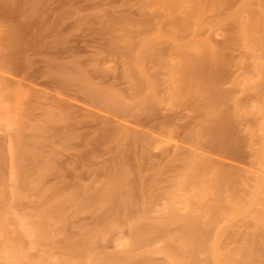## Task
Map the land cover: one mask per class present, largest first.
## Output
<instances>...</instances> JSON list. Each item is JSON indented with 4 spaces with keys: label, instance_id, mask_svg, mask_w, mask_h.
<instances>
[{
    "label": "rangeland",
    "instance_id": "obj_1",
    "mask_svg": "<svg viewBox=\"0 0 264 264\" xmlns=\"http://www.w3.org/2000/svg\"><path fill=\"white\" fill-rule=\"evenodd\" d=\"M168 1L173 6L162 0H0V214L6 239L24 264H85L87 254L89 261L93 257L92 264H103L102 259L110 257L131 264L146 254L150 260L145 258V263L167 264L168 252H180L177 248L182 239L175 240L180 236L179 222L167 226L174 235L157 234L146 244L140 240L133 245L134 236L129 233L137 225V218V227L149 231L147 226L161 225L170 210L184 214L180 199L186 192L176 187L175 173L182 168L181 157L188 153L194 154L198 163L210 165L208 173L223 174L220 191L213 187L206 194L198 185L194 187L196 192H203L198 194L207 203L219 196L208 241L212 243L211 238L220 231L219 252L222 258H228L222 263L264 262V113L260 111L264 105V75H258L264 74V46L260 47L264 45V23L249 38L251 30L244 32L241 26L246 21L259 24L264 18V0H201L198 4L202 9L197 11V4L193 18L175 6L180 4L176 0ZM180 19L188 23L187 29L178 27ZM195 28L196 40L199 35L214 50L206 44L208 52L211 50L207 55L212 51V57L219 55L213 58H217L216 67L221 58L220 81V70L215 69L213 75L207 70L206 75H210L206 77L196 60L187 63L193 75L190 79L176 72L179 63L174 66L175 72L184 80L171 71L180 57H175L178 52L183 56V49L178 51L175 43L188 42L187 32ZM245 38H253L255 42L251 43L257 46ZM215 74L217 79L212 77ZM187 79L198 85L194 89L196 84L187 83L195 91L189 90ZM16 90L26 96L15 108ZM219 93L224 99L219 95L221 101L213 102ZM118 163L125 164L122 168L127 165L133 174L127 173L133 182L131 189L137 188L143 195L139 191L122 195L124 200L132 196V211L136 213L126 211L129 219L125 211L116 215L120 222L113 229L116 238L128 236L133 241L128 239L122 247L116 245L112 232L92 234L95 239L88 238L89 243L93 240V248L87 244L81 249L77 244L83 241L82 235L84 238L87 231L95 230L101 210L108 208L100 196L112 179L110 175L121 172ZM12 165L18 170L15 196L11 195ZM166 166H173L172 170ZM126 169H122L125 174ZM115 170H119L117 175L113 174ZM206 177L202 175L201 180ZM168 194L173 200H168ZM62 197H67L62 208L64 222L48 223L46 234H31L43 203ZM251 201L254 210L246 216L247 209H242ZM192 212L190 217H196L197 211ZM129 222L134 225L128 226ZM173 236L176 238L171 241ZM73 247L78 251L75 254ZM126 247L133 250L128 254L133 261L126 257ZM89 249L95 250L94 254ZM210 250H204L205 254L198 250L197 259H205ZM5 259L0 258V264H7ZM207 259L200 262L211 264Z\"/></svg>",
    "mask_w": 264,
    "mask_h": 264
},
{
    "label": "bare ground",
    "instance_id": "obj_2",
    "mask_svg": "<svg viewBox=\"0 0 264 264\" xmlns=\"http://www.w3.org/2000/svg\"><path fill=\"white\" fill-rule=\"evenodd\" d=\"M163 2H165L166 0H162ZM168 1V0H167ZM213 2H215L216 0H212ZM169 3H170V1H168ZM168 2L166 3V4H168ZM176 2H177V4H179V5H175V6H177V7H180L179 9H180V11H182V12H185V15L188 17L189 15V18H193L194 16H195V12H196V10L197 9H195L199 4H201V0L199 1V0H176ZM176 2H175V4H176ZM213 2H211V3H213ZM243 1H241V3H242ZM194 3V4H193ZM199 3V4H198ZM210 3V4H211ZM244 3V2H243ZM198 4V5H197ZM167 6H169V7H171V6H173V5H167ZM202 6V5H201ZM199 9L197 10V11H201V9H202V7H200V5H199V7H198ZM193 10H195V11H193ZM197 15H198V13H197ZM186 18V17H185ZM185 18H182L183 20H185ZM182 19H180V22L179 21H177V22H179V23H177L178 24V27L179 28H181L182 30H184V28H188L187 26H188V23L187 22H184ZM188 19V18H187ZM187 19H186V21H187ZM182 20V21H181ZM244 22H242V24H241V26L243 27V29H245V28H248V30H243L242 29V31H244V32H250V30H251V33L250 34H248L247 36H248V38L249 37H251V35H252V32L254 31H257V29H259L260 28V26L264 23V18L260 21V22H258L259 24H253V23H251L250 21H246L244 24H245V28H244V24H243ZM187 24V25H186ZM185 29V30H186ZM160 30V29H159ZM190 31V30H189ZM187 32V35L189 36L188 37V42H184V44H181V43H179V44H177V43H175L176 45H178V47L177 46H175L176 48H178V51H180L179 50V48L182 50L183 49V56H181V53L182 52H178V53H180V55L178 54L177 56H175V57H178V56H180V57H178V61L176 60V62L174 63V64H172L173 65V68L172 69H174V70H171L172 71V73H174L175 72V68H177V65L176 64H178L179 66H181L179 69L180 70H177L176 72H179L180 71V73H178V74H181V75H183L184 77L183 78H185V77H188L189 79H190V77H193V75H191L190 73H191V69L188 67V65H187V63L190 61V62H192V61H197L196 62V64L198 63V62H200V64L202 65V67H201V69H203V71L205 72V74L203 73V71H202V73L204 74V76L206 75V71L208 70V72L211 74L212 73V75H213V73H214V71H218V70H220V74H219V71H218V81H220V79H221V77L220 76H223V75H221V74H223L222 73V71H221V68L219 69V65H218V63L220 64L221 62L219 61V60H221V58H219L218 59V62H217V67H216V62L215 61H217V58H216V60H214L213 58L217 55V54H215L214 55V57H212V53H213V49L210 47H208L209 45H208V43H206L205 42V40L204 39H202L201 37H199V35L197 36L199 39L198 40H196L197 38H196V35L198 34V32H197V28H195V29H192V31H190V32ZM242 31H239L240 32V37L241 38H243L241 35V33H242ZM191 33V34H190ZM190 34V35H189ZM244 35H245V33H244ZM243 35V36H244ZM159 36H161V35H159ZM192 36V37H191ZM246 36V35H245ZM244 36V37H245ZM246 36V37H247ZM237 37H239V33H238V35H237ZM191 38V39H190ZM245 39H247V38H245ZM204 40V41H203ZM247 40H249V42L251 43L254 39L252 38V39H247ZM252 40V41H251ZM253 42H255V40L253 41ZM242 43H245V42H242ZM248 43V42H247ZM249 43V44H250ZM206 44H207V48H209V49H211V50H213L212 51V53L211 54H209V55H207L209 52H208V50L206 49ZM252 45H253V43H251ZM249 45V47L250 48H253L254 46H257V44L256 45H253V47H252V45ZM260 45V44H259ZM246 47H247V45H245ZM261 46H264V45H260V47ZM205 47V48H204ZM141 48H143L144 49V47H141ZM202 48L205 50H203V52H205L206 53V55L207 56H209L210 57V59H212V60H210L209 59V57L208 58H206L207 56L205 55V53H203L202 52ZM142 49V50H143ZM263 49V48H262ZM207 51V52H206ZM263 51H264V49H263ZM217 56H219V55H217ZM216 56V57H217ZM181 57H183V61H181ZM212 57V58H211ZM196 58V59H195ZM261 58V57H260ZM176 59V58H175ZM180 59V60H179ZM208 59V60H207ZM208 62H207V61ZM135 61H137L136 59H135ZM181 61V62H180ZM182 62H184V64H186V65H181V64H183ZM195 63V62H194ZM137 65L139 66L140 64L138 63L137 64V62H136V67H137ZM171 65V66H172ZM176 65V66H175ZM200 65V66H201ZM221 65V64H220ZM171 66H170V68H171ZM174 66H175V68H174ZM198 66H199V64H198ZM198 66H197V70L200 68V66H199V68H198ZM221 67V66H220ZM139 69L141 68L140 66L138 67ZM218 68V69H217ZM196 69V68H195ZM216 69V70H215ZM199 70V71H200ZM195 71L196 70H194V73H195ZM142 72V71H141ZM176 72H175V74H176ZM198 72V71H197ZM200 73V72H199ZM201 73V74H202ZM190 74V76H188ZM202 74V75H203ZM209 74V75H210ZM208 75V73H207V75H206V77L207 76H209ZM216 75L217 74H215V76H212L214 79L216 78ZM258 75H261V76H263L264 74H263V72H262V74L259 72V74ZM143 76L145 77V75L143 74ZM176 76H177V78H180V79H182V80H184L183 78H182V76H180V75H177L176 74ZM200 76V75H199ZM205 77V78H206ZM220 77V78H219ZM146 78V77H145ZM144 78V79H145ZM216 78V79H217ZM192 79V78H191ZM210 79L212 80V78L210 77ZM214 79H213V81H214ZM146 80H147V78H146ZM149 80V79H148ZM182 80H180L179 82L181 83V84H183V85H185V81H182ZM186 80V79H185ZM209 80V79H208ZM264 80V79H263ZM187 81H188V79H187ZM191 82V83H190ZM215 83L214 84H217L216 83V81H214ZM263 82V81H262ZM191 84V86L192 85H195V84H192V81H188V82H186V84ZM187 84V87L189 86ZM182 87V86H181ZM186 86H184V89H186L187 88ZM198 87V85L196 84V87H194V89L195 88H197ZM189 88V87H188ZM188 88H187V91H188ZM137 89V88H136ZM138 89L140 90V88L138 87ZM182 89H183V87H182ZM181 89V90H182ZM189 90H192V91H195V90H193V89H190L189 88ZM191 91H189V93H190ZM13 95H14V100H15V105H14V107L16 108V105H18V104H20L21 103V100L23 99V98H25V96H26V93L24 92V91H22V90H16V91H14V93H13ZM219 95H221V97H223V95L221 94V93H219V94H217V98L215 99V98H211V99H215V100H212L213 102H215V101H221L220 100V96ZM222 99H224V97L222 98ZM263 107H264V105H263ZM263 107H261V112L262 113H264V108ZM263 108V109H262ZM260 111L258 112V113H260ZM261 114V113H260ZM261 118H263L262 116H261ZM263 120V119H262ZM263 123H264V120H263ZM262 123V124H263ZM221 126H222V124H221ZM220 126V128H223V126L221 127ZM264 126V125H263ZM263 130V129H262ZM262 130H261V132H262ZM263 132H264V130H263ZM107 133H110V132H106L105 134H107ZM104 134V135H105ZM261 135H264V133L263 134H261ZM262 137V136H261ZM262 141V140H261ZM263 143H264V140L262 141V145H263ZM262 145H261V147H262ZM264 146V145H263ZM264 149V148H263ZM262 152V151H261ZM262 153H264V152H262ZM187 155V154H186ZM189 155V156H188ZM188 157L186 156H183V158H185V160H183V158L181 157V159H182V161H183V165H182V168H180V170L179 169H177V170H179V173H177L178 171H176V175H177V177H176V175H175V177H176V179L177 180H175V177H174V180L177 182V188H178V186H180L178 189L179 190H183V191H185L186 192V195L185 196H182L184 199H180L181 200V204H182V210H185L184 211V214H181V215H179V214H175L174 212H172V210H170V212L169 213H167V215L166 216H164L163 218V220H164V222H161V225H160V223H159V225H155V226H152V227H150V225L149 226H147V224L145 225V223L144 224H141V223H139V226L140 225H144L143 227H145V226H147V227H149L150 229H149V231H147L146 230V228H145V230L146 231H144V229H143V231L141 230V229H139L140 227H137L138 226V221H137V217H135V218H137L136 220L135 219H133L132 218V216L131 215H129V216H131V220H135L136 221V224L137 225H134V222H129V224H128V226L130 225V223H133V225L135 226H133L132 228L133 229H131V232L129 233L130 235L132 234V236H131V238L133 237L134 238V244L133 245H136V244H139L140 242V240L141 241H143L144 240V242H142V243H144V244H146V243H149V241H151L152 240V238L154 237V235H161V236H167V237H169L171 234L172 235H174L173 233H171L170 234V230L168 229L167 230V226L171 223V222H179V226L181 225V227L179 228V233H180V236H177L178 238H176V237H170L171 238V241H172V238H173V240L175 239V240H180V239H182L181 240V243H178V245H180V248L178 249L177 248V250H179L180 252H177V253H175L174 251H173V253H175L174 255L173 254H169V252H168V254H166L167 256V259H168V263L167 264H191L190 263V261L192 262V263H195V264H202L201 262L202 261H204L205 259H207V256L209 255L210 257H208V259H207V261L210 259L212 262H210L209 261V263H213V264H223L224 263V261H228V258H227V256H226V258H222V254H220V252H219V249L221 248V246H220V244H219V237H221V236H219L220 234H219V232L220 231H218L216 234H215V237L214 238H211L212 240H213V242L212 243H210L208 240V238H209V236H210V231L212 230V227L214 226V224H215V222H216V214H217V209H218V204H219V202H220V199H219V196L217 197H214L213 198V200H211L212 202H209L208 201V203H207V200H205V198H204V196H201V195H199L198 194V192L200 193L201 192V190H203L206 194H207V192L206 191H211V189L210 188H213L214 187V189L213 190H219L220 191V189L222 188V186H223V174H221V173H219V172H215V171H212V173L210 172V173H208L209 171H210V165H208V164H206V163H198L197 161H195L194 160V158H195V155L194 154H192V153H188ZM264 155V154H263ZM180 157H177V159L178 158H180ZM187 158V159H186ZM180 160V159H179ZM174 161L176 162V160L174 159ZM119 164L120 163H118V165L117 166H119ZM180 164H181V162H180ZM179 164V165H180ZM121 165H125V164H123V163H121L120 164V167L122 168V166ZM126 167H127V165L126 166H124L123 168L124 169H126ZM166 167H168V170L169 171H171L172 169V167L170 166V168H169V166H166ZM180 167V166H179ZM117 168V167H116ZM120 168V169H121ZM122 168V169H123ZM114 169H115V166H114ZM114 169L112 168V170L114 171ZM117 169H119V167L117 168ZM119 169V170H120ZM121 169V172L119 171V170H115V172L116 173H113L114 175L116 174H118L117 172L119 171V174L117 175V176H115V177H112L111 175H110V177L112 178H110L111 180L109 181V180H107V181H109V182H107L108 184L106 185V188H105V192L104 193H102L101 194V196H100V198L101 199H103L102 201H107V202H103L104 203V205L106 206V207H108V208H104L103 207V209H106L105 211H103L102 212V210H101V214L99 215L100 217H97L98 215H96V217H97V224H96V228L95 227H92V228H95V230H93V231H91L90 230V232L89 231H87L86 233V235H87V237H86V235H85V239H87L86 241H88V242H86L85 240H84V238H83V236L84 235H82V239H83V241L82 242H79L80 244H77L78 246L80 245V248L81 249H84L83 247H85V245H86V247H87V244L88 245H92L93 243V240L95 239H93V237L95 236V235H102V236H104L105 234H110L111 232H112V234L114 233L113 232V229L115 230L116 229V227H118L116 224H119L120 222H118L119 221V216H121V214H123L122 212H124L125 211V213H124V215L127 213L126 211H131V212H133V213H136V212H134V211H132L133 210V207H134V205H133V207L131 206V204H132V202L134 203V201H133V199L131 200V198H132V196H130V199H126V200H124L125 199V197H126V195L125 194H127V193H130V192H132V194H135V192L134 191H139L138 192V194H140V196H142L143 197V195H141V191L140 190H137V188H132L131 189V183H132V187H133V182H131L130 183V180L129 179H131V178H127V175L129 174V175H131L132 173H131V171L127 168L126 170H127V172H126V174H125V170H122ZM165 170H163V168H162V171L163 172H166V171H168L167 170V168H164ZM171 169V170H170ZM174 169V168H173ZM182 169V170H181ZM129 170V171H128ZM190 170H192V171H190ZM123 171V172H122ZM161 171V170H160ZM182 171V172H181ZM190 171V172H189ZM112 172V171H111ZM128 173V174H127ZM208 174H209V177H208ZM133 175V174H132ZM179 175V176H178ZM202 175H207V179H206V181L210 178L211 180H209L210 182H208V183H205L206 181H205V179L203 180H201V176ZM185 176H188V178L189 179H184L185 178ZM10 177L12 178V182H13V191L11 192V195L12 196H15L17 193H18V170H16L14 167H13V165L10 167ZM130 177H132V181H134L133 180V176H130ZM152 180V179H151ZM153 180H155L154 178H153ZM174 180H172V182L174 181ZM174 181V182H175ZM221 181L223 182V183H221ZM203 183V185L200 187V184H202ZM210 183V184H209ZM174 184L176 185V183H173V188H174ZM208 185V186H210V187H208V186H205V185ZM213 184V185H212ZM147 185H149V182L147 181ZM196 185H198L199 186V188L201 189H198V190H200V191H198L197 190V192H196V190H195V188H198ZM135 186V185H134ZM171 187L170 188H172V184L170 185ZM175 187V188H176ZM195 187V188H194ZM208 187V188H207ZM176 188V189H177ZM181 188V189H180ZM194 188V189H193ZM136 189V190H135ZM177 189V190H178ZM210 189V190H209ZM143 191V190H142ZM134 192V193H133ZM215 192V191H214ZM201 193H203V192H201ZM104 194V196H102ZM142 194H143V192H142ZM125 196V197H123V196ZM128 195V194H127ZM204 195V194H203ZM138 197H139V195H137ZM137 196H135L134 198H136ZM170 196H173L172 194H168V197H170ZM187 196V197H186ZM102 197H104V198H102ZM124 199H123V198ZM181 196H180V198H182ZM67 197H62V198H60L58 201H55V202H52V203H43V205L40 207V213H38V215H37V217H36V219H35V221L32 223V229H31V234L32 233H34L35 235L36 234H38L39 235V233L40 234H42V232L43 233H45L46 234V229H48L47 227L49 226V225H47L48 223L49 224H56L57 222L60 224V223H62V222H64V215H63V213H62V208H63V205H64V201L63 200H65ZM90 198V197H89ZM204 198V199H203ZM92 198H90V200H91ZM99 200V198H96V200ZM100 199V200H101ZM105 199V200H104ZM123 199V200H122ZM170 199H172L173 200V197H170L168 200H170ZM207 199V198H206ZM210 199H212V198H210ZM85 201H87L88 202V200H87V198H86V200ZM102 201H100V203L102 202ZM205 201V202H204ZM87 202L86 203H84V200H83V203L84 204H87ZM171 202V201H170ZM82 203V202H81ZM108 203V204H107ZM253 203H255V202H253ZM251 206H253L252 205V201L251 202H249V207H247V208H244V209H242V212H245L246 211V209H247V213H246V216H248V215H250L252 212H253V208H251ZM130 208H132V209H130ZM128 209V210H127ZM164 211H166L167 212V210H164ZM163 211V213H164V215L166 214V212H164ZM192 211H194V213L197 211V213L198 214H196L195 213V215H196V217H190V212H192ZM240 211V210H239ZM121 212V213H120ZM128 212V214H130ZM51 213H54L55 215L54 216H52V215H50V216H47L46 214H51ZM120 213V215L119 216H117L118 217V219H116V215L117 214H119ZM141 213V211L140 212H138V215ZM143 211H142V215H143ZM193 213V212H192ZM127 215V214H126ZM125 215V216H126ZM134 215H136V214H134ZM64 216V217H63ZM126 218H128L127 216H126ZM129 219V218H128ZM143 220V218L140 220V217H139V222L140 221H142ZM232 221V220H231ZM50 222H52V223H50ZM54 222V223H53ZM142 223H143V221H142ZM163 223V224H162ZM64 224H66V223H64ZM2 225H3V216H1V214H0V258H6L5 260L7 261L8 260V262H6L7 264H20V262L21 263H23L22 262V259L20 260V256L19 255H17V251H16V249H15V246H13V244H10L11 242L8 240L7 241V237H6V233H4V229H3V227H2ZM47 225V226H46ZM61 225V224H60ZM95 225V224H94ZM65 226V225H64ZM115 227V228H114ZM129 229H130V227H129ZM4 230V231H3ZM109 232V233H108ZM104 233V234H103ZM92 234H95V235H93L92 236ZM111 234V235H112ZM128 234V235H129ZM176 234H178V233H176ZM92 236V242H90L89 243V238H88V236ZM129 235V236H130ZM171 235V236H172ZM179 235V234H178ZM101 236V237H102ZM115 238L116 237H118V236H115V233H114V235H113ZM140 236V238L138 239L137 237H139ZM100 236H99V238H101ZM121 236H119V238H116V241L118 242L116 245H123L122 247H124V245L126 246V244L125 243H128L129 241H128V239H131L130 237L129 238H123V239H121L120 238ZM179 237H180V239H179ZM7 238V239H6ZM81 238V237H80ZM96 238H98V237H96ZM115 238H114V241H115ZM166 238V237H165ZM91 239V238H90ZM119 241H118V240ZM124 239H126V242H124L123 240ZM168 239V238H167ZM80 239H78V241H79ZM122 240V241H121ZM207 240V241H206ZM77 241V242H78ZM91 241V240H90ZM131 241H133V239H131L130 240V242ZM175 242V241H174ZM177 242V241H176ZM220 242H221V240H220ZM133 243V242H132ZM204 243H206V244H211V246H210V244L209 245H203ZM75 244V245H76ZM90 245V246H91ZM128 246H130L129 244H127ZM78 246H76V247H78ZM93 246V245H92ZM90 247V249L91 248H93V247ZM197 246H202V248L204 247V249H203V251L204 250H209V247L211 248V252H209V254L208 253H206L207 255H205V259H203L202 261L201 260H199V258L197 259V257H198V254H200L199 253V251L198 250H202L201 249V247H200V249H196V248H199V247H197ZM75 247V246H74ZM73 247V252H74V254H75V252H78V251H74V250H76L75 248ZM206 247V248H205ZM127 248V247H126ZM126 248H125V253L127 254H125L126 255V257L127 258H129L130 257V255H128V254H130L131 252H133V250H131V252H130V249H128L127 248V250H126ZM132 248V247H131ZM208 248V249H207ZM70 250H69V252L71 253V249H72V247H70L69 248ZM87 249V248H86ZM90 249H89V251L88 252H90V253H93L94 254V251L95 250H93L92 252L90 251ZM79 250V249H78ZM176 250V251H177ZM260 251L262 250V249H259ZM80 251H82V250H79V253L81 254V252ZM85 251H87V250H85ZM85 251L83 250V252L85 253ZM128 253H127V252ZM197 251H198V254H197ZM203 251H201V253L203 252ZM259 251V252H260ZM88 252H86V253H88ZM151 252H153V250L151 251L150 250V253ZM262 252H264V249L262 250ZM171 253V252H170ZM204 254H205V252H203ZM257 253V254H256ZM256 255H259L258 254V250L256 251ZM72 254V253H71ZM78 254V253H77ZM76 254V255H77ZM93 254H92V256H93ZM197 254V255H196ZM84 255H86V254H84ZM83 255V256H84ZM89 254H87L86 256H85V258H87L86 259V262H85V264H92L91 263V261H93L92 259H93V257H92V259L89 261V256H88ZM91 255V254H90ZM132 255H134V254H132ZM131 255V256H132ZM262 256H264V253H262L261 254ZM78 256V255H77ZM88 256V257H87ZM129 256V257H128ZM225 255H223V257H224ZM19 257V258H18ZM76 257V256H75ZM96 255H94V260H97L96 258ZM99 257V256H98ZM133 257V256H132ZM135 257L136 256H134L133 258L135 259ZM143 257V256H142ZM148 256H147V254H146V257L144 256V259L142 258V260H141V258H140V260H137V259H139V256H138V258L135 260V262H133L134 264H150V262L149 263H147V261H146V263H145V258H147ZM131 258V257H130ZM10 259V260H9ZM19 259V260H18ZM147 259H149V258H147ZM2 260V259H1ZM4 260V259H3ZM85 260V259H84ZM131 260H132V258H131ZM150 260V259H149ZM263 261H264V259H262ZM20 261V262H19ZM101 261V260H100ZM102 261L103 262H100V263H103V264H121L120 262H119V260L118 259H115V258H108V259H106L105 260V258H103L102 259ZM133 261V260H132ZM201 261V262H200ZM250 262H251V260H249ZM248 261V262H249ZM94 262V261H93ZM223 262V263H222ZM252 262H253V260H252ZM251 262V263H252ZM261 263H258V264H264V262H262V261H260ZM82 263H84V262H82ZM81 262H80V264H82ZM133 263H131V264H133ZM203 263H206V261H204ZM254 263V262H253ZM252 263V264H253ZM24 264V263H23ZM123 264V263H122ZM125 264H127V263H125ZM246 264H247V262H246ZM248 264H250V263H248ZM255 264H257V263H255Z\"/></svg>",
    "mask_w": 264,
    "mask_h": 264
}]
</instances>
